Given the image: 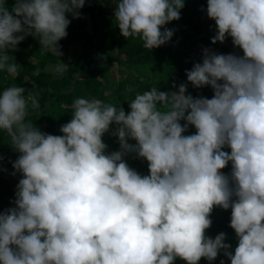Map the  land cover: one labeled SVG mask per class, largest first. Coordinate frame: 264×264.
I'll list each match as a JSON object with an SVG mask.
<instances>
[{
    "label": "clouds",
    "instance_id": "9594fccd",
    "mask_svg": "<svg viewBox=\"0 0 264 264\" xmlns=\"http://www.w3.org/2000/svg\"><path fill=\"white\" fill-rule=\"evenodd\" d=\"M106 2L120 34L148 51L171 41L167 25L185 7V0ZM85 4L0 0V71L15 76L11 53L29 36L61 56L68 17L81 18ZM206 14L215 22L211 43L231 38L243 55L205 47L187 82L137 94L130 111L77 98L62 135H53L26 122L29 107H40L36 93L16 85L0 92V130L19 153L11 174L22 177L14 206L0 211V264H199L221 252L231 264H264V0H207ZM189 84L210 87L212 98L193 96ZM190 127L195 133L185 135ZM109 133L120 150L108 151ZM133 154L147 161L148 175L129 166ZM217 207L231 209L234 253L226 233L206 234Z\"/></svg>",
    "mask_w": 264,
    "mask_h": 264
},
{
    "label": "trees",
    "instance_id": "16d2710c",
    "mask_svg": "<svg viewBox=\"0 0 264 264\" xmlns=\"http://www.w3.org/2000/svg\"><path fill=\"white\" fill-rule=\"evenodd\" d=\"M14 0H8V5ZM106 0H86L80 10L82 17L73 19L67 29L68 35L62 39V55L50 51H41L38 40L27 37L18 45V51L11 53L18 64L15 76L0 71V92L11 85L22 86L37 94L39 109L29 107L26 122L40 128L42 132L62 135L61 125L72 119V104L77 98L99 99L106 104L119 106L123 104L130 111L128 102L137 94H143L152 88L161 91L176 90L172 84L187 82L186 70H190L195 62H202V49L211 48L218 53H236L243 55L242 50L232 44L231 38L225 43H211L215 34V22L206 14L207 0H185L181 10V19L170 22L167 27L175 29L170 42L160 48L148 51L139 38L125 39L109 12ZM204 9V11H202ZM79 44L80 51L65 58L72 45ZM199 45V49L196 47ZM199 51L198 54H195ZM69 65L68 70L60 75L53 71L59 63ZM39 70V75H36ZM188 91L193 96L203 95L212 98L210 87L195 89L189 84ZM183 123V122H182ZM190 127L185 135L195 133ZM108 151L120 150L117 137L110 133L103 137ZM135 143V141H130ZM225 151L230 149L225 148ZM19 153L11 146V138L0 130V211L9 208L15 200L11 173L15 171L10 161H15ZM130 167L141 175H148L146 160L130 155L125 158ZM230 173L231 165L223 170ZM8 206V207H7ZM213 221L206 234L212 238L226 233V243L232 245L234 253L238 238L230 227L231 209L220 207L214 209ZM231 264L227 256L221 252L215 261L202 258L199 264ZM175 264H187L177 258Z\"/></svg>",
    "mask_w": 264,
    "mask_h": 264
},
{
    "label": "rangeland",
    "instance_id": "374dc122",
    "mask_svg": "<svg viewBox=\"0 0 264 264\" xmlns=\"http://www.w3.org/2000/svg\"><path fill=\"white\" fill-rule=\"evenodd\" d=\"M107 7H108V9H109V12H113V10H114V5H110V4H108L107 5ZM80 49H81V46L79 45V44H74V45H72V47H71V49L69 50V52L65 55V58L66 57H68V56H70V55H75V54H77L79 51H80ZM199 49V45L196 47V50H198ZM199 53V51H196L195 52V54H198ZM60 64V63H59ZM54 67V66H53ZM22 177H21V175L19 174V173H17V176H15V179L14 180H12V183L15 185V187H14V194L16 193V186H17V184H18V182H19V180L21 179ZM9 207H12V205H8ZM7 206V207H8Z\"/></svg>",
    "mask_w": 264,
    "mask_h": 264
}]
</instances>
